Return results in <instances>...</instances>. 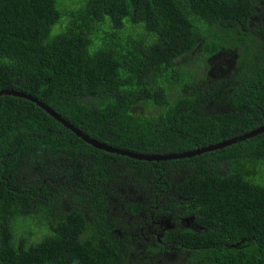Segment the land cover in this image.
<instances>
[{"label":"trees","instance_id":"obj_1","mask_svg":"<svg viewBox=\"0 0 264 264\" xmlns=\"http://www.w3.org/2000/svg\"><path fill=\"white\" fill-rule=\"evenodd\" d=\"M263 4L84 0L69 12L55 0H0V90L137 154L225 141L264 126ZM62 17L65 30L49 38ZM221 53L227 81L210 67ZM130 174L152 202L124 211L168 219L156 251L180 250L177 264H264V133L190 159L138 161L12 96H0V264H138L108 216L109 187Z\"/></svg>","mask_w":264,"mask_h":264},{"label":"rangeland","instance_id":"obj_2","mask_svg":"<svg viewBox=\"0 0 264 264\" xmlns=\"http://www.w3.org/2000/svg\"><path fill=\"white\" fill-rule=\"evenodd\" d=\"M55 1L59 10L66 9L69 12L81 6L84 2V0ZM66 21V17H62L58 23L53 25L49 38L63 32L66 28V25H64ZM102 29L106 31V28L103 27ZM98 36L101 37L99 33ZM227 58H230L227 53L225 55L221 53L217 59L214 58L211 61L214 65L209 63L210 67L214 66L212 74L222 73L223 77L221 79L223 78L224 81L229 79ZM195 62L196 59L190 55L187 59V66H193ZM209 69L206 70L205 76L207 80H214L213 75L209 73ZM85 101H89V99H85ZM209 108L214 112L223 110V107L217 104H212ZM130 178L131 174L130 177L123 175L108 189V216L115 234L118 239H122L123 245H129L138 259V264H177L179 259L184 257V253L180 250L170 245L163 246V249L159 252L155 250L156 243L159 242L164 231L170 227L168 219L158 214L156 209H150L149 212L136 217L130 216L124 211L123 207L126 204H139L145 208H150L151 203L150 188L147 183L135 184Z\"/></svg>","mask_w":264,"mask_h":264},{"label":"water","instance_id":"obj_3","mask_svg":"<svg viewBox=\"0 0 264 264\" xmlns=\"http://www.w3.org/2000/svg\"><path fill=\"white\" fill-rule=\"evenodd\" d=\"M0 96H12L16 98H20L26 101H29L31 103H34L37 107H39L41 110H43L45 113H47L49 116H51L55 121L60 123L65 129L69 130L71 133H73L77 138H79L81 141H83L85 144L97 149L101 150L105 153L110 154H116L123 157H127L129 159L138 160V161H146V162H163V161H169V160H180V159H190L192 157L200 156L204 153H210L215 152L218 150H221L225 147H228L233 144L240 143L242 141H245L247 139H251L261 133H264V126H261L253 131L244 133L240 136L221 141L212 145H208L206 147H201L198 149H194L192 151L182 152V153H172L168 155H143V154H137L130 151L122 150L119 148L111 147L108 145H105L103 143H99L86 135H84L80 130H78L76 127H74L71 123L61 118L59 115L54 113L49 107L38 101V99L32 97L31 95L25 94L20 91L12 90V89H3L0 90Z\"/></svg>","mask_w":264,"mask_h":264},{"label":"flooded vegetation","instance_id":"obj_4","mask_svg":"<svg viewBox=\"0 0 264 264\" xmlns=\"http://www.w3.org/2000/svg\"><path fill=\"white\" fill-rule=\"evenodd\" d=\"M261 6V9H262V11L264 12V4L263 5H260ZM150 197H151V191H150ZM151 201V200H150ZM152 202V201H151ZM151 204V203H150ZM142 213H144V212H141L139 215H141ZM139 215H137V216H139Z\"/></svg>","mask_w":264,"mask_h":264},{"label":"crops","instance_id":"obj_5","mask_svg":"<svg viewBox=\"0 0 264 264\" xmlns=\"http://www.w3.org/2000/svg\"><path fill=\"white\" fill-rule=\"evenodd\" d=\"M227 62H229V58H227Z\"/></svg>","mask_w":264,"mask_h":264},{"label":"clouds","instance_id":"obj_6","mask_svg":"<svg viewBox=\"0 0 264 264\" xmlns=\"http://www.w3.org/2000/svg\"><path fill=\"white\" fill-rule=\"evenodd\" d=\"M131 216V215H130ZM134 217V216H133ZM136 217V216H135Z\"/></svg>","mask_w":264,"mask_h":264}]
</instances>
